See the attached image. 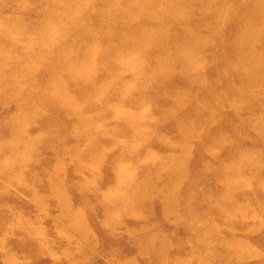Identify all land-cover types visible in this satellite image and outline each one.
<instances>
[{
  "label": "rangeland",
  "instance_id": "rangeland-1",
  "mask_svg": "<svg viewBox=\"0 0 264 264\" xmlns=\"http://www.w3.org/2000/svg\"><path fill=\"white\" fill-rule=\"evenodd\" d=\"M137 4L0 0V264H264L263 41Z\"/></svg>",
  "mask_w": 264,
  "mask_h": 264
},
{
  "label": "bare ground",
  "instance_id": "bare-ground-1",
  "mask_svg": "<svg viewBox=\"0 0 264 264\" xmlns=\"http://www.w3.org/2000/svg\"><path fill=\"white\" fill-rule=\"evenodd\" d=\"M137 1H138L137 6L139 5L138 8L142 10L140 14L149 13L151 11L154 14H156L155 13L156 8L160 7V10L156 14V16L159 17L160 19L165 17V12L163 9H169V10L171 9L173 12H175V11H178L179 9H184L185 6L186 7L188 6L192 10L197 5H204L205 7L210 8L213 11L221 10V11H224L226 14L228 13L232 14V9H236L237 11L235 10L236 12L233 15H231L230 17L228 15V18L226 21L218 20L217 22H215L214 27L210 30V31L217 32L218 34H223V32L228 31L229 36H231L233 39L239 38L240 41H242L241 45L239 44L236 46L233 45V48H232V52L234 54L233 61L237 59L239 62H243L242 64L244 65L241 69L242 70L247 69L245 72H247L248 74L242 73L240 71H236L235 75L238 78V83L242 85V89L240 91H237L236 89H233V84L229 83L228 87H229V90L231 91L230 98L233 99L234 101L235 100L240 101L243 95L249 94V92H251L252 88L255 86V83L259 81V78L257 77L258 69L256 67V64L258 63H256L255 56L254 57L251 56L250 51H249L250 54L247 53L248 55L243 56L241 54V49L251 44L252 36L254 33H258L259 37L263 41V46H264V27L262 26L264 25V0H137ZM176 22L183 23L182 19H179ZM133 30L134 29L128 28L123 33V36H124L123 40L126 43V46L135 45L138 42L136 41V39L130 37ZM162 38H163L162 35L156 37V46L160 47L159 45L162 44ZM186 40L188 42L187 44L183 45L184 48H187L189 40L191 41L190 38L189 40L188 39ZM253 40L255 39L253 38ZM180 50H183V48L180 47ZM232 95H233V98H232ZM205 109L207 108L205 107ZM206 111L207 110H205L204 112ZM209 118H211L210 115H206L204 118L206 119L205 121L207 123H208L207 119ZM170 199L171 197L170 198L168 197L167 200L165 199L167 205H169ZM169 207L170 206H168V208Z\"/></svg>",
  "mask_w": 264,
  "mask_h": 264
}]
</instances>
